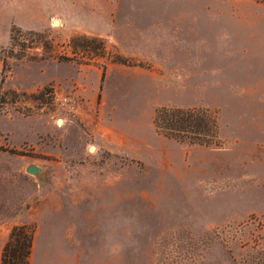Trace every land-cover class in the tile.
I'll return each instance as SVG.
<instances>
[{"label": "rangeland", "instance_id": "obj_1", "mask_svg": "<svg viewBox=\"0 0 264 264\" xmlns=\"http://www.w3.org/2000/svg\"><path fill=\"white\" fill-rule=\"evenodd\" d=\"M250 8L0 0V254L28 222V264H264V18ZM163 106L206 109L215 137L165 135Z\"/></svg>", "mask_w": 264, "mask_h": 264}, {"label": "trees", "instance_id": "obj_2", "mask_svg": "<svg viewBox=\"0 0 264 264\" xmlns=\"http://www.w3.org/2000/svg\"><path fill=\"white\" fill-rule=\"evenodd\" d=\"M154 124L165 135L186 137L191 142H208L215 137V122L206 109L163 106L157 109ZM33 235L31 223L14 224L2 246L0 264H28Z\"/></svg>", "mask_w": 264, "mask_h": 264}, {"label": "crops", "instance_id": "obj_3", "mask_svg": "<svg viewBox=\"0 0 264 264\" xmlns=\"http://www.w3.org/2000/svg\"><path fill=\"white\" fill-rule=\"evenodd\" d=\"M259 4H260L259 2L255 1V0H252V8H250L249 10L243 12L244 15L247 17V19L251 20L252 18L253 19H255V18H264V9H262L264 7H263V5H261V4L259 5ZM257 9H259V12L257 11ZM239 13H240V15L242 14L241 12H239ZM248 34L252 36V31L249 32Z\"/></svg>", "mask_w": 264, "mask_h": 264}, {"label": "built area", "instance_id": "obj_4", "mask_svg": "<svg viewBox=\"0 0 264 264\" xmlns=\"http://www.w3.org/2000/svg\"><path fill=\"white\" fill-rule=\"evenodd\" d=\"M55 99L56 101H58L60 104H63V105H70V97L67 96V95H63V94H56L55 93Z\"/></svg>", "mask_w": 264, "mask_h": 264}, {"label": "water", "instance_id": "obj_5", "mask_svg": "<svg viewBox=\"0 0 264 264\" xmlns=\"http://www.w3.org/2000/svg\"><path fill=\"white\" fill-rule=\"evenodd\" d=\"M26 170L31 173H36L38 170H40V166L37 164L30 163L26 166Z\"/></svg>", "mask_w": 264, "mask_h": 264}, {"label": "bare ground", "instance_id": "obj_6", "mask_svg": "<svg viewBox=\"0 0 264 264\" xmlns=\"http://www.w3.org/2000/svg\"><path fill=\"white\" fill-rule=\"evenodd\" d=\"M57 22V21H56Z\"/></svg>", "mask_w": 264, "mask_h": 264}]
</instances>
